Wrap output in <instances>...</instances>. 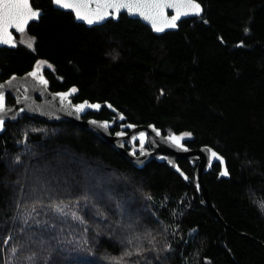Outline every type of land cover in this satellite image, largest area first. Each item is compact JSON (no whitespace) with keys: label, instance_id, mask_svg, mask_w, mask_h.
Listing matches in <instances>:
<instances>
[{"label":"trees","instance_id":"trees-1","mask_svg":"<svg viewBox=\"0 0 264 264\" xmlns=\"http://www.w3.org/2000/svg\"><path fill=\"white\" fill-rule=\"evenodd\" d=\"M199 2L202 17L158 36L126 15L88 28L33 0L42 17L0 50V82L46 61L52 93L75 87L73 103H109L124 125L191 133L189 150L211 147L227 162L229 179L218 164L204 175L221 220L195 164L179 162L187 180L157 162L137 169L83 127L23 116L0 135V264H29L33 253L32 264H264V0ZM28 37L35 50L20 43ZM116 117L104 107L85 119ZM133 236L156 251L121 261Z\"/></svg>","mask_w":264,"mask_h":264},{"label":"snow or ice","instance_id":"snow-or-ice-1","mask_svg":"<svg viewBox=\"0 0 264 264\" xmlns=\"http://www.w3.org/2000/svg\"><path fill=\"white\" fill-rule=\"evenodd\" d=\"M52 2L59 8L70 10L77 20L83 21L88 25L100 23L109 17L117 18L122 10H127L129 14L138 15L147 21L151 25L153 31L157 33H163L167 29H176L178 27V21L182 18L189 16H201L203 13V7L199 0H52ZM169 10L172 12L171 15L169 14ZM41 11V9L33 6V0H0V45L16 47V37L13 35L12 30L14 29L16 33L24 36L27 33L30 22L40 18ZM204 23H207V21L205 20ZM248 31L249 29L245 28V32L247 33ZM222 40L223 38H221V41ZM20 43L25 44V46L31 50H35L33 37H28L27 40H21ZM239 46H243V42H241V45ZM46 63V61L38 60L34 65L33 70L27 73V76L37 81L43 87H47L48 85V80L42 75V65H45ZM48 67L51 68V65H48ZM16 79L17 77L13 75L6 82L7 85L13 86V81ZM4 87L5 85L0 84V131L4 130L5 118L8 116L6 96L3 91ZM75 92H77V89L73 87L68 92H60L56 93V95L60 97L61 101H67L68 104L72 106L71 101L68 98ZM161 95H163V90H161ZM72 107H74L76 113H82L88 108L98 110L101 105L90 104L88 101H84L83 103L76 104ZM107 107L113 108L111 104H108ZM113 110L115 111V109ZM119 119H124L122 113L119 115ZM90 123L104 129H107L110 126L109 121L101 122L92 120ZM126 127L135 128L136 125L128 124ZM149 127L152 128L153 132H155L157 136L160 135V130L154 125H149ZM116 135L124 136L126 134L124 132H117ZM190 136L191 133H181L180 135L173 133L166 137V139L175 147L180 148L183 151H188L182 141L185 137ZM146 140L147 133L145 132H140L138 136L131 137V142H133V144L139 141L141 154L144 152V143ZM207 151H209L212 158L218 159L221 163H223V157L217 152L212 151L211 149H207ZM132 154L135 155V151H133ZM17 162H19V157H17ZM177 171L179 172L180 169L177 168ZM180 174L185 180L188 179L183 172ZM220 175L228 176L229 172L227 168H224ZM197 188H199V184L197 185ZM147 198L151 199V196ZM259 206L264 209V202H261ZM55 210L63 213V208L59 205L55 206ZM63 214L66 215V213ZM72 216L81 223H85L83 218L77 216L76 213H72ZM85 231H87V228H85ZM97 235H99V233H97ZM11 239L12 237L9 236L4 243L7 244ZM138 240L139 237L133 236L132 239L127 241L130 246L134 245L135 250H132V248L125 250L123 255L120 257L121 261H123L124 257L130 258L133 255L141 257L146 251H156L155 248H143L139 243H137ZM148 243L151 244L152 240L150 239ZM16 251V248L12 249L13 253ZM82 251H85L88 255H94L91 247L82 248ZM162 251H173L171 244H166ZM34 257L35 253L25 259L29 262V264H32ZM155 259L160 260L159 253H157ZM50 260L51 257H49V260L46 261L45 264H49ZM79 264H92V262L89 261L87 257H84L79 261Z\"/></svg>","mask_w":264,"mask_h":264},{"label":"water","instance_id":"water-1","mask_svg":"<svg viewBox=\"0 0 264 264\" xmlns=\"http://www.w3.org/2000/svg\"><path fill=\"white\" fill-rule=\"evenodd\" d=\"M52 4L56 10L66 13H72L70 10L59 8L53 2ZM169 14L170 15L172 14L171 10H169ZM122 15H126L130 19L140 21L142 24H144L153 31L151 25L147 21H145L143 18H141L138 15L129 14L127 10H122L117 18L109 17L106 20L93 25H88L83 21L77 20L76 18L75 20L77 23L85 25L88 28H94V27H101L111 20L117 22ZM202 16L203 13L201 16L184 17L180 21H178V25L186 20L200 18ZM41 17H42V12L40 18ZM40 18L38 20L30 22L29 26L33 23H38L40 21ZM177 30L178 27L176 29H167L163 33H157L155 31H153V33L159 36L167 32H175ZM12 31L15 37L17 35H20L19 33H16L14 29ZM14 48L16 47L0 45V50L14 49ZM42 75H43V70H42ZM16 77L17 79L13 81V86L7 85L6 82L9 79L7 81L0 82V84L5 85L3 91L6 96V105H7L8 95H11L15 99L14 105L12 106L7 105L8 116L5 118L4 130L0 131V135H2L6 131V125L8 123H16L21 117L29 116L34 119L47 122L49 124L72 123L77 126L83 127L86 130H88L90 133L94 134L95 136L99 137L106 143L110 144L119 153H121L124 157H126L128 161H130L137 169H143L146 165H149L152 162H157L159 164H166L169 169L176 172L177 174H180L182 172V169L179 166L180 161H187L192 165L195 164L196 165L195 177L197 180V185L199 184V188L197 189L199 191H202L203 193L204 205L210 209L211 213L217 220H221L219 213L216 211L214 205L209 199L208 191L204 185V175L209 173L214 165L216 164L220 165L221 172L224 170V168H227V162L224 158H223V163H221L220 160L212 158L210 156V153L209 151H207V149H211L212 151H215L213 148L205 146L197 150H189L187 145L185 144L186 140L184 139L182 143L185 145L188 151H183L180 148H177L174 145H172L166 139V137H168L169 135H163L160 131V135L157 136L156 133L153 132L152 128H150L149 126H136L135 128H128L126 127V125H123L121 129L117 132H124L126 135L117 136L116 135L117 132L113 133L112 131L115 129L117 124H121L123 122V119L122 120L119 119L120 113L118 112V110H116L115 108L107 107L109 103L100 104V103H92L88 101L90 104H100L101 105L100 109L97 110V109L88 108L85 109V111L82 113H76L74 107L72 106L83 103V102L73 103L72 99L76 96V93L72 94L68 98L71 101L72 106H70L67 101H61L60 97L57 96L56 93H52L48 89V87L41 86L37 81L27 76V74H25L24 76H16ZM104 107H106L108 110H110L111 112L117 115V117L113 121H109L110 126L107 129L98 127L97 125L90 123V121L92 120L101 121V122L107 120H97L94 118L85 119V117L88 114L98 113ZM113 109H115V111ZM140 132L147 133V140L145 141L144 146L148 145L150 149L149 151H144L143 154H141L140 149L136 148L129 150L127 148L128 144H133V142H131V137L138 136ZM136 143H139V141L135 142V144ZM133 151H135V155L132 154ZM177 168L180 169L179 172L177 171ZM220 176L229 179V175L228 176L220 175Z\"/></svg>","mask_w":264,"mask_h":264},{"label":"flooded vegetation","instance_id":"flooded-vegetation-1","mask_svg":"<svg viewBox=\"0 0 264 264\" xmlns=\"http://www.w3.org/2000/svg\"><path fill=\"white\" fill-rule=\"evenodd\" d=\"M15 104V103H14ZM124 124L123 123H121V124H117L116 125V127H115V129L113 130V133H115V132H117V131H119L120 129H121V127L123 126ZM127 125V124H126ZM118 126V127H117ZM129 146H132V148L133 149H140V145H139V143H136V144H128L127 145V147H129ZM150 149H149V147H148V145H145L144 146V151H149Z\"/></svg>","mask_w":264,"mask_h":264},{"label":"rangeland","instance_id":"rangeland-1","mask_svg":"<svg viewBox=\"0 0 264 264\" xmlns=\"http://www.w3.org/2000/svg\"><path fill=\"white\" fill-rule=\"evenodd\" d=\"M187 137H185V139H186Z\"/></svg>","mask_w":264,"mask_h":264}]
</instances>
